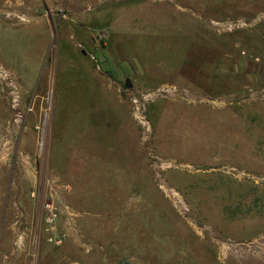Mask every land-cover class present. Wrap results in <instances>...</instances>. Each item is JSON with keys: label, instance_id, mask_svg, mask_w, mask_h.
I'll use <instances>...</instances> for the list:
<instances>
[{"label": "rangeland", "instance_id": "rangeland-1", "mask_svg": "<svg viewBox=\"0 0 264 264\" xmlns=\"http://www.w3.org/2000/svg\"><path fill=\"white\" fill-rule=\"evenodd\" d=\"M74 262L264 264V0H0V264Z\"/></svg>", "mask_w": 264, "mask_h": 264}, {"label": "built area", "instance_id": "built-area-1", "mask_svg": "<svg viewBox=\"0 0 264 264\" xmlns=\"http://www.w3.org/2000/svg\"><path fill=\"white\" fill-rule=\"evenodd\" d=\"M45 210L47 212V217H46L47 223L50 224V225H53L55 223L56 219L59 216V212H60L59 208L56 207L54 204L47 203L45 205ZM62 240H63V238L60 237L55 242L57 244H60L62 242Z\"/></svg>", "mask_w": 264, "mask_h": 264}, {"label": "water", "instance_id": "water-1", "mask_svg": "<svg viewBox=\"0 0 264 264\" xmlns=\"http://www.w3.org/2000/svg\"><path fill=\"white\" fill-rule=\"evenodd\" d=\"M126 87L127 88H130L131 87V82L129 80L126 82Z\"/></svg>", "mask_w": 264, "mask_h": 264}, {"label": "crops", "instance_id": "crops-1", "mask_svg": "<svg viewBox=\"0 0 264 264\" xmlns=\"http://www.w3.org/2000/svg\"><path fill=\"white\" fill-rule=\"evenodd\" d=\"M71 264H80V263L74 262V263H71Z\"/></svg>", "mask_w": 264, "mask_h": 264}]
</instances>
